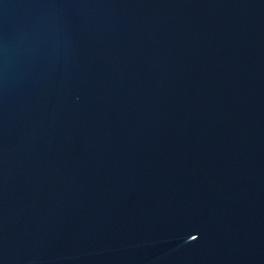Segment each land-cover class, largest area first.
Wrapping results in <instances>:
<instances>
[{
    "label": "water",
    "instance_id": "95a60500",
    "mask_svg": "<svg viewBox=\"0 0 264 264\" xmlns=\"http://www.w3.org/2000/svg\"><path fill=\"white\" fill-rule=\"evenodd\" d=\"M0 264H264V0H0Z\"/></svg>",
    "mask_w": 264,
    "mask_h": 264
}]
</instances>
